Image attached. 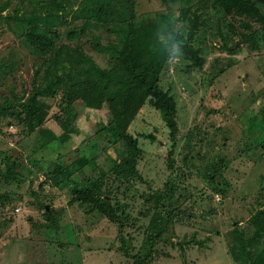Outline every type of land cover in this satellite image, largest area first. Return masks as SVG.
I'll use <instances>...</instances> for the list:
<instances>
[{
  "label": "rangeland",
  "instance_id": "1",
  "mask_svg": "<svg viewBox=\"0 0 264 264\" xmlns=\"http://www.w3.org/2000/svg\"><path fill=\"white\" fill-rule=\"evenodd\" d=\"M83 2H72L65 10L68 25L63 32L77 28L74 19ZM133 2L137 20L155 30L159 17L178 15L161 0ZM4 6L1 16L17 19L34 8L30 0H0V9ZM211 30L197 37L205 60L201 70L186 71L174 48L162 75V88L176 100L173 139L161 114L148 104L127 129L143 151L136 166L139 179L119 180L108 172L110 159H121L122 146L98 137L117 117L118 101L91 108L81 99L65 97L63 87L43 100L47 117L33 131L13 119L0 122V161L9 157L17 163L8 169L0 162V264H135L137 257L143 264L264 261H255L250 224L257 201L264 202V45L252 50L235 40L227 51ZM94 33L100 45L115 40L102 30ZM89 38L87 34L81 40L82 52L101 68L109 67V56L94 51ZM66 42L64 34L58 44ZM51 62H58L53 55L41 59L33 54L16 21L0 19V71L12 67L9 74H0V105L11 89L29 93L36 71L42 74ZM57 116L68 118L71 132L63 133ZM92 143L98 148L97 173H105L103 192L122 221L128 255L115 225L89 205L73 202L66 188L51 182L58 161L74 169L80 180L95 177L81 157ZM210 161L222 188L205 180L207 164L214 168ZM171 182L178 190L169 199ZM164 216L170 218L165 229Z\"/></svg>",
  "mask_w": 264,
  "mask_h": 264
},
{
  "label": "trees",
  "instance_id": "2",
  "mask_svg": "<svg viewBox=\"0 0 264 264\" xmlns=\"http://www.w3.org/2000/svg\"><path fill=\"white\" fill-rule=\"evenodd\" d=\"M30 1L34 8L26 17H2L4 6L0 9V19L7 24L13 20L18 23L22 39L35 56L43 59L53 55L58 62H51L42 74L40 70L36 71L29 93L10 90L9 96L0 105V122L13 119L33 131L47 117V105L43 100L53 98L63 87L65 97L71 101L81 99L91 108L118 101L117 117L98 131V137L109 145L120 143L122 146L121 159H110L108 169L119 180L139 179L136 166L143 151L138 140L127 129L145 104L158 110L169 129L170 139H173L176 100L170 91L162 88L160 81L174 48L185 62L186 71H199L205 62L201 48L196 45L201 31L205 34L208 30L212 31L211 27L215 29L214 35L221 37V48L227 51L233 49L235 40L252 50L264 45V0H161L169 10L176 8L178 15L175 18L171 14L159 17L156 21L158 30L137 20L133 0H84L74 19L77 28L66 33L62 31L68 25L65 10L77 0ZM99 30L115 35V40L100 45V36L94 33ZM64 34L66 45L58 44ZM87 34L90 36L88 45L94 51L109 56L112 61L109 67L101 68L91 56L82 52L80 43ZM11 69L7 67L0 74H9ZM57 117L63 133L71 132L73 127L67 122L68 118ZM49 135L54 138L53 134ZM88 147L85 153L81 152V157L85 160L84 166L96 173L95 177L84 176L80 180L74 169L69 171L66 164L58 161L51 170L52 185L66 188L73 202L89 205L115 225L122 251L127 254L128 243L122 237V221L103 192L105 173L100 169V173H97L96 170L97 145L92 143ZM172 155L173 150H170V162L173 161ZM0 162L8 169H15L17 164L11 162L9 157H4ZM210 162L214 168L207 164L205 180L222 188L223 181L218 179L215 162ZM169 168H173V163H169ZM2 175L4 173L0 170ZM6 177L11 180L8 172ZM177 190L178 187L171 182L166 192L168 198L172 199ZM257 205L250 224L253 228L251 240L258 251L255 261H260L264 260V202L257 201ZM162 220L165 229L166 221H170V218L164 216ZM161 231L155 235L159 236ZM135 264L143 263L137 257ZM260 264H264V261Z\"/></svg>",
  "mask_w": 264,
  "mask_h": 264
},
{
  "label": "water",
  "instance_id": "3",
  "mask_svg": "<svg viewBox=\"0 0 264 264\" xmlns=\"http://www.w3.org/2000/svg\"><path fill=\"white\" fill-rule=\"evenodd\" d=\"M45 210L48 211L49 210L48 207H45Z\"/></svg>",
  "mask_w": 264,
  "mask_h": 264
}]
</instances>
